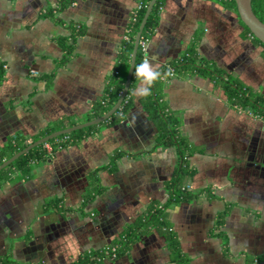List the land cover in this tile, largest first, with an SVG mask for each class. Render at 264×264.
Returning a JSON list of instances; mask_svg holds the SVG:
<instances>
[{
  "label": "crops",
  "instance_id": "1",
  "mask_svg": "<svg viewBox=\"0 0 264 264\" xmlns=\"http://www.w3.org/2000/svg\"><path fill=\"white\" fill-rule=\"evenodd\" d=\"M138 3L0 0V149L17 134L84 122L111 79L125 80L130 60L118 55ZM79 28L64 59L60 40ZM189 49L219 76L160 77L189 149L183 183L192 195L169 206L166 221L187 264H264V120L222 86L229 79L264 97V47L228 0H162L143 62L156 71ZM153 80L135 79L123 119L35 163L28 177L0 182V264H74L85 255L80 264H176L156 228L114 258L100 254L120 249L128 226L166 201L179 163L139 103Z\"/></svg>",
  "mask_w": 264,
  "mask_h": 264
},
{
  "label": "trees",
  "instance_id": "2",
  "mask_svg": "<svg viewBox=\"0 0 264 264\" xmlns=\"http://www.w3.org/2000/svg\"><path fill=\"white\" fill-rule=\"evenodd\" d=\"M231 7L236 11L235 3L233 0H228ZM149 0H139V7L136 8L134 13L131 15L129 22L128 35L123 43L122 49L119 52L118 60L123 62L125 66L128 65L130 55L133 48L134 36L138 29L139 23L144 14L145 8ZM162 0H157L153 5L145 26L142 30V38L149 39L152 31L154 30L159 17V10L161 8ZM251 8L254 14L264 22V0H251ZM248 31V29L246 28ZM81 28L75 30L71 37L68 39H61V44L64 49L63 58L66 59L72 52L74 46V40L76 35L81 34ZM249 32V31H248ZM250 33V32H249ZM252 38L260 43L256 38ZM261 44V43H260ZM263 47L264 45L261 44ZM142 61V53L138 48L135 58L134 69L130 81L129 89L124 96L118 109L105 121L99 125H92L86 128L77 129L70 133L60 135L56 138L50 139L32 149L27 153L21 155L7 167L0 170V182L5 179H20L28 177L31 169L35 163L48 159L51 154L61 148H65L70 145L79 143L83 138L88 136L93 130L103 124H114L121 119L130 108L133 102L132 88L135 84L136 76V65ZM169 68L173 69L175 73H199L202 75H213L219 76L217 72L211 71L207 68L206 62L196 57L192 49L187 50L183 55L175 60L169 61L165 66L157 69L155 72L158 73L156 78L152 82V86L146 91L140 98L139 103L145 112L147 118L151 120L158 131L156 141L160 145L169 146L175 145L178 155L179 163L177 165L174 176L165 184L168 192V198L163 204H152L144 213H142L134 223L125 230L122 239L117 243L121 248L117 247V253L126 249L130 243L139 237L148 228H156L166 237L168 248L171 252L173 261L176 264H187V258L179 249V243L176 235L171 231L166 221V209L183 200H189L192 195L189 190L184 187L183 179L190 172L187 165L188 146L186 141L181 137L179 133V119L172 112H169L166 108L165 101L162 99L161 87L162 82L160 81L161 75H167ZM116 73V71H115ZM124 77L111 79L108 87L101 98L92 104L91 111L83 117V121L91 120L97 116L102 115L104 112L110 109V107L117 100L122 88H123ZM222 86L227 92L228 98L240 108L248 109L253 115L260 117L264 120V97L260 94L254 93L252 90L246 88H240L235 85L231 80L226 79L222 82ZM78 123V120H67L61 121L54 124H50L39 133L25 137L22 135H14L10 137L4 146L0 149V163L10 157L15 152L24 148L28 144V140L34 141L38 138L48 135L49 133L70 127ZM45 145L50 147V150L45 148ZM117 245V246H118ZM93 253V252H92ZM93 253L94 256L98 255L99 252ZM101 254V252H100ZM89 259V258H88ZM86 261V255L83 256L79 261L74 264H80Z\"/></svg>",
  "mask_w": 264,
  "mask_h": 264
},
{
  "label": "water",
  "instance_id": "3",
  "mask_svg": "<svg viewBox=\"0 0 264 264\" xmlns=\"http://www.w3.org/2000/svg\"><path fill=\"white\" fill-rule=\"evenodd\" d=\"M156 1L157 0H149L147 6L145 8L144 14L142 16V19L139 23L138 29H137L135 36H134V42H133V48H132L130 63H129L127 74H126V77H125V80L123 83V88H122L117 100L110 107V109L107 110L106 112H104L102 115L97 116L91 120H87V121L77 123V124L72 125V126L67 127V128H63V129L53 131L46 136H43L41 138H38L37 140H34V141L28 143L24 148L15 152L14 154H12L7 159L3 160L0 163V170L7 167L10 163H12L18 157L27 153L30 149H32V148H34V147H36V146H38L44 142H47L50 139L56 138L60 135L70 133V132L77 130V129H82V128H86V127H89L92 125L100 124L101 122H103L107 118H109L118 109V107L120 106L124 96L126 95L128 89H129L130 81H131V77H132V73H133V69H134V64H135L136 53L138 50V42H139V39L141 37L142 30L145 26L147 17L149 15L153 5L156 3ZM233 1L235 3V8H236V12H237V15L239 17V20L248 29L250 34L254 38H256L261 44L264 45V22H262L252 11L251 0H233Z\"/></svg>",
  "mask_w": 264,
  "mask_h": 264
},
{
  "label": "built area",
  "instance_id": "4",
  "mask_svg": "<svg viewBox=\"0 0 264 264\" xmlns=\"http://www.w3.org/2000/svg\"><path fill=\"white\" fill-rule=\"evenodd\" d=\"M139 7V5H137V8ZM134 13V12H133ZM132 13V14H133ZM250 34V33H249ZM250 36H252L250 34ZM147 42L148 40L145 38H142V36L139 39L138 42V48L140 49L141 53H142V61L146 60V48H147ZM175 72L173 69L169 68V72L167 75H161V79L162 80H167L168 78L174 76ZM45 148L47 150H50V147L48 145H45ZM101 253H103L104 255L110 257V258H114L117 254V247L116 246H108L105 245L101 248Z\"/></svg>",
  "mask_w": 264,
  "mask_h": 264
},
{
  "label": "clouds",
  "instance_id": "5",
  "mask_svg": "<svg viewBox=\"0 0 264 264\" xmlns=\"http://www.w3.org/2000/svg\"><path fill=\"white\" fill-rule=\"evenodd\" d=\"M136 76L138 78H143L145 82H151L153 79L156 78L158 73H156L152 67H150L147 63L141 62L140 64L136 65Z\"/></svg>",
  "mask_w": 264,
  "mask_h": 264
}]
</instances>
